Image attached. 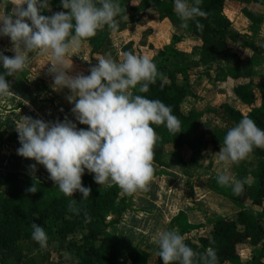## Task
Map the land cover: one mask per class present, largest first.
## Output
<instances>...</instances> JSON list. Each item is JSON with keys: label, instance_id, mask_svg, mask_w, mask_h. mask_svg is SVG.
Segmentation results:
<instances>
[{"label": "clouds", "instance_id": "obj_1", "mask_svg": "<svg viewBox=\"0 0 264 264\" xmlns=\"http://www.w3.org/2000/svg\"><path fill=\"white\" fill-rule=\"evenodd\" d=\"M11 3L12 13L0 16V36L10 38L15 55L9 57L0 52V63L5 70V74H0V96L12 94L5 76L22 71L28 54L39 50L50 54L49 74H53L55 88L70 89L68 100L74 103L72 112L80 124L88 126L87 130H78L67 119L46 123L24 116L16 124L21 144L18 155L43 165L49 179L65 196L73 197L77 191L82 193V199L91 195V188L82 184L85 170L94 174L98 185L115 184L127 194L146 189L153 178L154 146L159 139L152 125H164L171 133L180 132L181 127L164 102L132 91H149V85L158 76L156 65L148 56L128 51L119 62L110 56L99 57L89 75L73 77L66 71L72 67L66 59L68 54L104 26L115 30L118 27L115 18L124 9L115 0H98L99 6L97 0H61L63 9L68 11L45 16L41 10H50L49 0H11ZM201 3L202 0H194V4L174 0V11L182 28H187L188 22L197 17H207ZM196 25L203 29L198 20ZM254 148L264 149V130L251 118L244 117L227 131L218 152L219 160L239 164ZM30 167L34 173L36 165ZM218 183L232 186L234 194L240 195L244 184H251L252 178L240 181L225 173L218 175ZM27 191L37 192L35 185ZM31 227L33 240L46 247L48 237L44 228L36 223ZM153 242L159 247L163 264L175 261L194 264L197 254L178 232L159 229ZM200 259L203 264H219L212 248Z\"/></svg>", "mask_w": 264, "mask_h": 264}, {"label": "trees", "instance_id": "obj_2", "mask_svg": "<svg viewBox=\"0 0 264 264\" xmlns=\"http://www.w3.org/2000/svg\"><path fill=\"white\" fill-rule=\"evenodd\" d=\"M225 1L202 0L200 7L207 12V17H197L196 20L188 22L187 28H183L184 33L198 38L199 44L195 47L198 50V60L204 67H210L220 56H224L227 62L235 61L234 45L249 47L257 53L264 52L263 46L242 33L229 29L232 21L224 12ZM188 2L194 4V0ZM49 4L50 10L42 9V15L51 16L56 12L68 11L63 9L61 0H49ZM147 5L159 7L171 21H175L177 17L172 7L173 0H149ZM97 6H99L98 0ZM197 20L203 25L202 30L197 28ZM3 38L10 39L2 37L0 52H3L5 43ZM180 39L181 35L174 34L172 41L158 48L150 58L156 65L158 76L156 82L149 85V91L146 93H140L135 89L132 91L135 95L164 102L172 109V114L179 119L180 132L171 133L164 125L152 126L164 141L173 144L174 162L182 166L187 160L183 154L184 148L191 146L185 135L199 125V115L193 104H188L195 95L189 81V64L174 61L177 56L185 54L176 47ZM248 66L250 68V61L247 59L246 64L241 67H229L228 74L235 80L234 95L241 102L250 105V110L244 115L239 108L232 105H225V109L236 122L248 117L264 130V99L258 106L253 105L254 92L250 81L246 80V77L251 75L250 70H247ZM0 74H5L2 63H0ZM19 74L24 76L27 72L24 70ZM17 76V73L13 76H5L10 86ZM258 85L264 88V78L259 80ZM13 134L18 135V133ZM13 134L9 136L10 139L14 138ZM162 141H157L154 146L153 161L158 163L162 162ZM250 155L257 157L258 160L252 174L249 193L246 190L247 184H244L240 195L231 194L225 188H220V192L237 203L249 202L250 205L264 207V149L254 148ZM242 163L243 161L239 164ZM239 172L244 173V169H240ZM33 185L37 192L27 191ZM84 187L91 188V195L87 199H82V193L79 191L74 193L73 197H69L65 196L58 187L43 180H27L20 171L0 168V198L2 197L0 199V264H9L12 259L23 256L18 238L27 231L32 233L33 223L41 225L46 234L58 237L72 251L77 264H163L159 257V249L150 253L140 247L125 245L126 251H123L121 239L106 232V226L118 220L115 218L107 221V214L114 209L119 213L122 211L117 206L123 198L118 185L111 184L105 189ZM2 188L8 191L7 194L1 193ZM180 214L182 215L183 212ZM190 227L191 224L185 221L183 228L187 230ZM200 228L195 238L184 239V242L197 254L194 264H203L200 257L209 248L216 251L219 264H264V258L260 256H254L251 261L243 262L238 252L243 243L264 246V220L260 215L240 207L230 215L217 216L200 225ZM173 264L180 262L175 261Z\"/></svg>", "mask_w": 264, "mask_h": 264}, {"label": "crops", "instance_id": "obj_3", "mask_svg": "<svg viewBox=\"0 0 264 264\" xmlns=\"http://www.w3.org/2000/svg\"><path fill=\"white\" fill-rule=\"evenodd\" d=\"M148 1H125L123 8L126 11L124 13L121 12L115 18L118 27L112 30L104 26L102 30L97 31L96 34L101 37V40L106 38L109 40V45L103 52H97L103 48L99 43L95 45L94 49L91 48L89 50L90 52L93 50L96 51L91 54L97 62V59L102 56H113L119 62L122 59L123 53L128 51L138 56H141V53L149 54L152 49L160 48L170 43L174 34L183 35L176 43V47L180 50H184L182 45L186 44L187 37L194 41L193 46L199 44L198 38L192 34L184 33L183 28L180 26L181 24L173 23L159 7L148 6ZM172 7L174 9V0ZM0 8V14L6 12L7 8H11L12 11L13 4L11 0H0ZM227 11L228 9L224 6L225 14L232 21L229 29L231 31H238L245 37L250 38V35L247 34L249 32L243 31V28L236 30V26L233 23L234 17H231ZM235 22L242 23V26L247 27V25H243L245 23L243 15H236ZM81 43L85 46L86 53L89 39ZM238 47H240L242 54L245 52L246 60L250 59L252 53H256L251 48L240 44L234 45L233 51L235 53L239 52ZM237 58L236 56L235 61L227 62L224 56H220L212 63V65L214 64L213 67L218 65L215 68L217 71L220 72V69L217 68H221L225 74L218 82V86L220 82H225L227 78L233 79V85L235 84V80L229 76L227 68L232 67ZM240 58L243 57L240 56ZM96 61L95 63L97 64ZM194 62V64L188 63L191 86L193 74L199 73L198 68L204 67L198 60V57ZM194 66L197 68L192 69ZM50 67L51 65L46 66L43 72L40 70L38 72L34 71L32 68L31 71L29 70L31 73L29 72L28 75L18 76L10 86L12 94L4 95L0 99V135L3 137L0 143V168L3 170H15L23 174L31 173L38 175V177L41 176L40 178H46L49 175L43 165L38 164L35 160L26 159L18 155L17 150L21 147V144L18 135L13 133H17L16 124L22 117L28 116L33 119H40L46 123L64 122L67 119L80 124L73 114L72 109L67 107V105H74V103H70L68 100L65 102L67 94H65L66 97H63V93L61 92L62 94H60V91L63 89L55 88L53 74H49ZM235 67H238V65L236 64ZM232 101L230 105L239 108L244 115L250 110V105L241 102L236 96ZM233 103H236V106ZM77 129L79 130L81 128ZM12 134L14 138L10 139L9 136ZM162 144V162L158 163L153 161L154 174L146 189L127 194L120 188L121 196H123L126 203V208L120 214L116 213V209H114L106 216L107 221H109L108 215L113 216L116 213L119 217L117 222L108 225V233L117 235L120 238L122 237L121 239L124 241L146 251H149L147 247H151L153 249L152 253L159 249L158 245L153 242V236L157 230L176 231L184 239L195 238L201 230L200 225L209 222L217 216L230 215L240 208L239 203L232 198L224 194L215 193L213 190L203 186L199 181L192 180L189 182V177L182 176L181 173L175 171L173 165L175 162L172 157L173 144L169 141H162ZM251 157L258 160L257 157L252 155H249L246 159ZM245 161L243 160V165H245ZM33 164L36 165L34 173L31 172L32 169L30 167ZM254 166L256 168L257 164H254ZM171 167H173V170L170 169ZM85 173L88 174L87 170H85ZM92 176L94 179V174ZM214 176L213 178H217L216 175ZM238 180L243 181L244 176H239ZM108 186L110 185H98L95 182L91 187L105 189ZM250 189V187H246L248 192ZM206 192L211 193L213 203L210 202V206L205 204V201L208 200V198H205ZM127 203H129V208ZM231 208L233 209L229 211ZM181 212H183L184 219L178 222L175 219ZM185 221L191 224V227L187 230L183 228ZM123 226L128 228V230L125 231ZM143 227L149 228L145 231L142 229Z\"/></svg>", "mask_w": 264, "mask_h": 264}, {"label": "rangeland", "instance_id": "obj_4", "mask_svg": "<svg viewBox=\"0 0 264 264\" xmlns=\"http://www.w3.org/2000/svg\"><path fill=\"white\" fill-rule=\"evenodd\" d=\"M125 1L129 2L130 0H115V2L119 3L122 9ZM132 1H140V0H132ZM225 7L228 9V14L231 17H234V24L236 30L242 29L243 31H248V35H250V39L259 45L264 47V0L262 2H256L254 0H226ZM1 9V8H0ZM126 11H122L123 13ZM12 13L11 8H7L6 12L0 14L10 15ZM236 15H240L244 17L243 25H247V27L242 26V23L235 22ZM173 23L181 24L180 18L177 16ZM248 28V29H247ZM246 29V30H245ZM242 31V32H243ZM183 37V35H181ZM2 37L0 36L1 44ZM6 37V36H5ZM5 43L3 44V54L9 57L15 55L14 51H12L13 44L10 39H4ZM171 40V39H170ZM101 44L103 48L98 53L103 52L105 48L109 45V40L106 38L101 40V37L97 34L94 37L89 38V45L86 53L85 46L80 45V47L72 52H70L67 56V60L69 64L72 63V67L67 71V75L76 76L79 74L89 75L90 68L97 65L98 62L95 60L94 56L91 54L92 52H96L94 49L96 44ZM194 41L186 38V44L182 45L185 53L184 55L177 56L174 58L176 63H190L194 64L196 58L198 57V50L195 46H193ZM91 45V47H90ZM166 45V44H165ZM164 46V45H163ZM158 48L152 49L149 54L141 53V56H148L151 58ZM239 52L235 53L238 57L236 62L233 64V68L236 66H243L246 64V55L245 52L242 54L240 47H238ZM29 59L26 67L17 72V75L20 77L19 73H22L24 70L27 72L26 75L29 74L31 69L34 71L43 72L46 66L51 65V57L50 54H43L39 50L35 52H31L28 54ZM243 57V58H240ZM69 57V58H68ZM113 60L115 57L110 56ZM248 58V57H247ZM250 68L247 67L251 72V77H247L246 80H250L251 86L253 88L255 99L254 104L258 106L260 102L264 99V88L258 85L259 80H263L264 78V52L262 53H252L250 59ZM97 62V64L95 63ZM214 65V64H213ZM211 65L210 67L198 68L199 73L193 74L191 82L192 88L195 92L194 97L192 96L191 100L188 104H193V108L199 115V125L189 130L185 138L188 140V143L191 145L190 147L184 148V156L186 157L185 165L179 166L176 163H173L174 170L178 173H181L182 176L189 177V182L199 181L203 186L213 190L217 194H223L220 192V188H225L231 194H234L232 186H222L218 183V175L220 174H228L230 177L238 180L239 176H244V180L248 177L252 178V174L255 170V166L257 164V160L253 157L245 159V165L243 163L236 164L231 162H223L219 160L218 152L220 151L225 135L229 129L236 126L239 122L233 120L226 112L225 105L232 104V99L235 98L232 92L233 79L227 78L225 82H220L218 86V82L225 75L221 68L220 72L215 68L218 66ZM227 66V65H226ZM223 67V66H222ZM197 67H193L192 69H196ZM229 69V67L227 68ZM30 70V71H29ZM31 73V72H30ZM222 75V77H221ZM17 76V77H18ZM15 82V81H14ZM48 82V81H47ZM46 82V83H47ZM63 93V97L68 100L69 95H71L70 89L63 88L60 91V94ZM65 94H67L65 96ZM52 96V95H49ZM51 101V99H50ZM69 102V100H68ZM236 106V103H233ZM69 109L74 107L73 104L67 105ZM70 121V120H68ZM76 125L77 128L87 130V125L77 124L71 121ZM79 126V127H78ZM157 133V132H156ZM159 139L157 141H162L163 139L160 137V134L157 133ZM3 140V137L0 135V143ZM164 141V140H163ZM192 147V148H191ZM248 160V161H247ZM30 168V167H29ZM173 170V167L170 168ZM244 169V173H240L239 170ZM32 172V171H31ZM88 172V171H87ZM33 173V172H32ZM26 174V175H25ZM25 178L28 179H38L43 180L50 185L57 187L54 182L49 179V175L46 178H40L38 175L25 173ZM216 175L217 178H213ZM47 176V175H46ZM212 177V178H211ZM215 177V176H214ZM243 180V181H244ZM95 180L93 179L92 173H84L82 176V184L83 186H93ZM247 184V183H245ZM251 184H247V187H250ZM250 191V190H249ZM7 190L2 188L1 193L7 194ZM142 193V192H140ZM249 193V192H248ZM143 194V193H142ZM211 193H205V198H208L205 201L206 205L210 206V202L213 203ZM123 197V196H122ZM217 198V197H216ZM2 199V197L0 198ZM128 208H129V203ZM232 205V203H231ZM118 209L121 208L123 211L126 208L125 200L122 198L118 202ZM239 206L245 209H249L253 214L260 215L264 220V207L250 205L249 202L239 203ZM263 208V210H262ZM233 208L229 209L232 210ZM116 211V210H115ZM121 211V212H122ZM116 213L120 214L119 211ZM110 216L108 215V220L111 221L115 218H119L117 215ZM184 219L183 215H179L175 220L182 221ZM113 221L112 223H115ZM111 223V224H112ZM207 223V222H206ZM205 224V223H204ZM142 227V226H141ZM125 231L128 228L124 227ZM149 227H143V230H147ZM106 232L108 231V226L105 228ZM109 232V231H108ZM117 236V235H115ZM47 246L41 247L38 243H36L32 238V233L27 231L24 235L19 237L18 242L20 244V250L23 256L19 259H12L9 264H77V260L73 255L72 251L66 247L56 236H52L47 234ZM119 237V236H117ZM120 238V237H119ZM122 238V237H121ZM120 238V239H121ZM122 246L121 250L126 251L125 245L134 246L131 243H128L121 239ZM137 247V246H136ZM148 252L152 253L153 249L151 247H147ZM151 248V249H149ZM240 257L243 262L251 261L254 256H260L264 258V246L262 245H248L243 243L238 250ZM130 264V263H124Z\"/></svg>", "mask_w": 264, "mask_h": 264}]
</instances>
